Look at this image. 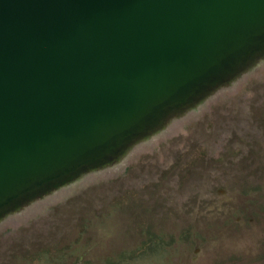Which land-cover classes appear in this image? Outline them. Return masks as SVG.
I'll list each match as a JSON object with an SVG mask.
<instances>
[{
    "label": "water",
    "instance_id": "water-1",
    "mask_svg": "<svg viewBox=\"0 0 264 264\" xmlns=\"http://www.w3.org/2000/svg\"><path fill=\"white\" fill-rule=\"evenodd\" d=\"M264 61V0H0V221Z\"/></svg>",
    "mask_w": 264,
    "mask_h": 264
},
{
    "label": "rangeland",
    "instance_id": "rangeland-1",
    "mask_svg": "<svg viewBox=\"0 0 264 264\" xmlns=\"http://www.w3.org/2000/svg\"><path fill=\"white\" fill-rule=\"evenodd\" d=\"M149 228L182 242L174 260L131 264H264V61L119 165L0 221V264H109Z\"/></svg>",
    "mask_w": 264,
    "mask_h": 264
},
{
    "label": "trees",
    "instance_id": "trees-1",
    "mask_svg": "<svg viewBox=\"0 0 264 264\" xmlns=\"http://www.w3.org/2000/svg\"><path fill=\"white\" fill-rule=\"evenodd\" d=\"M144 242L137 248L136 250L133 251H127L125 253H122V257L119 261H117L114 257H109L107 259V262L109 264H116V263H121V264H131L132 262L140 259L141 257L149 256V255H154V254H164L165 255V260L166 261H173V257L171 256V252L174 249V246L177 244H181L182 242H177L176 238L174 235H169L165 232H156L153 230V228H149L146 233L143 234ZM70 250H67L64 253H59L57 255V261L63 260L69 253ZM64 255V256H62ZM71 256H74L71 254Z\"/></svg>",
    "mask_w": 264,
    "mask_h": 264
}]
</instances>
